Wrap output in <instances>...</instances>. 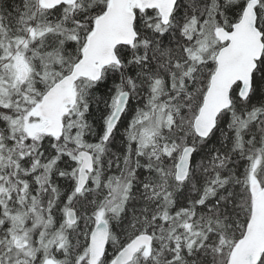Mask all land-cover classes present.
Returning <instances> with one entry per match:
<instances>
[{"label":"snow or ice","instance_id":"6c2138e0","mask_svg":"<svg viewBox=\"0 0 264 264\" xmlns=\"http://www.w3.org/2000/svg\"><path fill=\"white\" fill-rule=\"evenodd\" d=\"M0 264H264V0H0Z\"/></svg>","mask_w":264,"mask_h":264}]
</instances>
